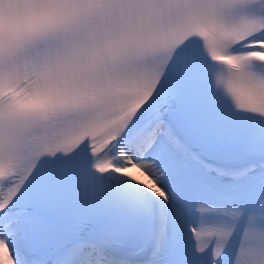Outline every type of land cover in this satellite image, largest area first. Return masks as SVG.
I'll use <instances>...</instances> for the list:
<instances>
[{
	"label": "snow or ice",
	"instance_id": "1",
	"mask_svg": "<svg viewBox=\"0 0 264 264\" xmlns=\"http://www.w3.org/2000/svg\"><path fill=\"white\" fill-rule=\"evenodd\" d=\"M0 264H264V0H0Z\"/></svg>",
	"mask_w": 264,
	"mask_h": 264
},
{
	"label": "bare ground",
	"instance_id": "2",
	"mask_svg": "<svg viewBox=\"0 0 264 264\" xmlns=\"http://www.w3.org/2000/svg\"><path fill=\"white\" fill-rule=\"evenodd\" d=\"M131 172H135L133 169L130 170Z\"/></svg>",
	"mask_w": 264,
	"mask_h": 264
}]
</instances>
